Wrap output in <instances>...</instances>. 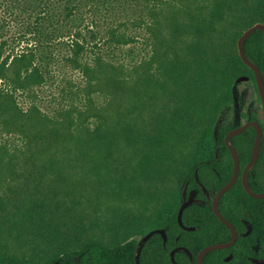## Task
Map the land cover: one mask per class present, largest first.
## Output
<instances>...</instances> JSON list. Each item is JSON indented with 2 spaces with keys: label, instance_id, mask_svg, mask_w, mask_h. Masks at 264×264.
<instances>
[{
  "label": "trees",
  "instance_id": "trees-1",
  "mask_svg": "<svg viewBox=\"0 0 264 264\" xmlns=\"http://www.w3.org/2000/svg\"><path fill=\"white\" fill-rule=\"evenodd\" d=\"M0 8L9 18L0 15V130L22 141L13 150L0 147V264H36L9 243L18 244L32 230L57 249L41 264H197L204 248L229 242L232 231L216 215L213 200L234 174L225 139L238 125V81L247 77L258 93L238 40L251 26L264 24V0H0ZM89 12L93 22L85 25ZM128 15L149 33L153 49L150 59L132 66L107 58L103 49L114 53L132 41L120 32L128 21L108 29L101 25ZM11 21L25 29L20 37L27 44L6 54ZM101 31L107 38L98 37ZM64 37L68 52L60 56L56 40ZM89 52L95 53L92 62ZM245 52L264 77L262 30L247 39ZM61 64L84 76L86 108L59 109L55 115L35 104L24 109L21 95L36 99L48 71ZM97 95L104 104L97 105ZM262 110V116L251 111L246 121H258L264 133ZM255 139L253 127L231 139L241 173L219 202L239 238L209 252L203 264L264 260V198L249 195L242 181ZM249 181L254 192H264V135ZM59 190L66 205L72 203L65 212L71 228H59L63 221L51 215L60 208L53 205L61 204ZM109 197L125 204L129 217L107 223L111 243L81 242L75 226L82 202ZM190 197L196 201L185 209L181 225L179 210ZM155 229H164L166 238L154 234L138 254L140 240ZM75 238L80 242L65 248ZM177 248L184 249L175 253L174 263L171 252Z\"/></svg>",
  "mask_w": 264,
  "mask_h": 264
},
{
  "label": "rangeland",
  "instance_id": "rangeland-1",
  "mask_svg": "<svg viewBox=\"0 0 264 264\" xmlns=\"http://www.w3.org/2000/svg\"><path fill=\"white\" fill-rule=\"evenodd\" d=\"M137 2V1H136ZM135 4V2H134ZM139 11V10H137ZM88 15L84 14L85 19V25L90 24V22H93L91 20V13H87ZM134 14V13H132ZM139 14V13H138ZM0 15L5 16V18L9 19L1 10L0 8ZM132 15H128L126 17H123L116 21L115 19H106L101 20V25L105 26V28L108 29V27H116V25L119 22H124L125 20L128 21L125 25L120 27V32L125 34L128 37H131V40L129 44L124 45L122 49H116L114 50V53L116 54L122 50V53L116 56L111 50L114 48H103L104 49V55L109 59H115L118 61H122L124 64L132 66L135 61L138 60H148L152 57V40L149 35V33L146 34V31L143 28L137 27L136 25H133L134 22L131 20ZM136 21H139L136 19ZM8 35L6 38H11V41L9 42V46L6 48L8 52H10L11 49H15V52L18 53L22 50V48L27 44L26 39L21 38V36L24 35L25 29L15 22H9L8 23ZM87 30V29H85ZM101 35H99V38H107V35H104L105 32L101 31ZM30 37V35H29ZM32 37V36H31ZM68 37L61 38L60 40H56V48L58 49V53L60 56H64L68 52V47L66 46V42L68 41ZM66 43V44H65ZM68 45V44H67ZM227 49H230L227 47ZM108 52V53H107ZM95 53L89 52L87 56V60L92 62L94 58ZM64 64H61L60 67H56L55 71L52 72L51 75H49V71L47 73V82L41 87H38L35 92L37 94V98L34 100L28 99L26 95H21L20 103L23 106L24 109H28L31 107V105L35 104L37 105L42 112H44L47 115H55V113L59 109H71L73 106H77L78 108L85 109L86 103L89 102V99L86 97L85 93V78L81 74L80 71L74 70L70 67H64ZM49 78L51 79L49 82ZM1 86H4V83H0ZM236 96L238 100L237 104V110L236 114H238V123L244 124L246 123V118L251 114V111L257 110L262 116L263 113V106L259 103V94L255 91V87L253 86L252 82L247 77H242L237 84L236 87ZM88 101V102H87ZM97 105H102L105 102V98L102 96H98L96 98ZM94 121H91V125H93ZM21 139L15 137V136H9L4 134L0 130V147L3 144H6L9 146L10 150H13L16 148L15 145L21 146L22 144ZM132 173H135V171H131ZM83 175V174H81ZM82 185V184H81ZM83 188V186H82ZM88 191H91L92 188L89 186L87 188ZM145 191H143L144 193ZM147 192V191H146ZM88 193V192H87ZM142 193V194H143ZM147 194V193H146ZM145 194V195H146ZM57 195L60 197L61 204H53V205H59V209H52V216L55 214H58V217L63 221L62 224L59 225V228H63L66 224L69 228H71L70 223L72 220H69L72 218L70 215H65L66 207L71 205H66V202L64 200L63 191L59 190L57 192ZM144 195H141L143 197ZM144 198H142L143 200ZM86 202V200H84ZM120 204V202L117 199L110 198L106 201H101V203L93 204L92 201L86 203L82 202V206L78 209L76 215L80 218L79 221H77L75 228L77 231H80V237L81 242H86L90 239H98L105 241L106 243H111L112 239L108 236H111L110 230L108 227V222L112 218H119V217H129L128 215L125 216L123 213V207ZM95 206H97L99 209H95ZM127 208H131L132 206L129 205V207L126 205ZM133 209V207H132ZM122 210V211H119ZM62 214V216H60ZM82 214V215H81ZM141 214V213H139ZM138 214V215H139ZM148 215H151V212L148 211ZM82 228V229H81ZM105 232V233H103ZM66 233L72 234V231H67ZM106 234V235H104ZM108 235V236H107ZM122 238L125 237L124 235L121 236ZM121 238V239H122ZM80 242L79 239H72L70 242H67L64 244V246H68L65 248H74L75 244H78ZM11 244V247L14 249V251L17 250H23L25 254L28 256H32L36 258L38 261H36V264H41L40 261L44 260L47 255H51V258L55 255V252L57 249H55L54 245H51L50 242L48 243L46 239H43L42 237L38 236L37 230H32L30 233H25V236L21 238L20 242L18 244H14V241L9 242ZM14 244V246L12 245ZM74 244V245H73Z\"/></svg>",
  "mask_w": 264,
  "mask_h": 264
},
{
  "label": "water",
  "instance_id": "water-1",
  "mask_svg": "<svg viewBox=\"0 0 264 264\" xmlns=\"http://www.w3.org/2000/svg\"><path fill=\"white\" fill-rule=\"evenodd\" d=\"M257 30H262L264 32V24L263 23H256L255 25L251 26L246 31H244V33L240 36V38L238 40V52L240 54L242 61L250 69H252L255 73L256 81H257V87H258L259 94H260L262 104H263V108H264V77H263V74L261 72V69L248 58V56L245 52V43H246L247 39ZM249 127L255 128L256 139H255L254 148H253V155H252L250 162L247 164V166L245 167V169L243 171L242 181H243L244 188L249 195H251L252 197L257 198V199H263L264 198V192L263 193L254 192L251 188L250 181H249V172L252 169V167L256 164V162L258 161L260 154H261L262 139H263V135H264L261 124L258 121L251 120V121H248L247 123L243 124L242 126H238V127L234 128L226 136L225 141H226L228 148L231 150V154H232L234 164H235L234 174H233L231 180L216 194V196L214 197V200H213V209H214L216 215L219 217V219L228 228L231 229L232 239L226 243L212 244V245L204 248L198 255L197 264H203V260L209 252H211L213 250H218V249H227V248L231 247L232 245H234L235 242L239 238V233L236 230L235 226L229 220H227L224 217V215L221 213L220 208H219V202H220L222 196L235 185V183L237 182V180L240 176V173H241V162H240L239 153H238L237 148L231 143V139L234 136L243 133ZM195 201L196 200L194 198H190L182 204V206L179 210V214H178V220H179V223L181 225H183V213H184L185 209L187 207H189L191 204H193ZM156 233H161V234L165 235V230H163V229L154 230V231L149 232L146 236H144L141 239V241L139 242L138 254H140L144 244ZM249 233H250V231L247 234H249ZM181 249H184V248H177L176 250L172 251L173 260H174L175 253ZM138 259H139V256H138Z\"/></svg>",
  "mask_w": 264,
  "mask_h": 264
},
{
  "label": "flooded vegetation",
  "instance_id": "flooded-vegetation-1",
  "mask_svg": "<svg viewBox=\"0 0 264 264\" xmlns=\"http://www.w3.org/2000/svg\"><path fill=\"white\" fill-rule=\"evenodd\" d=\"M258 93H259V90H258ZM260 95V94H259ZM238 99V98H237ZM236 99V102H237V104H238V100ZM262 101V100H261ZM262 106H263V104H262ZM250 115V114H249ZM248 121H251V120H248ZM248 121H246V123L248 122ZM256 121V120H255ZM245 124V123H244ZM243 124H239L238 123V125L236 126V127H238V126H242ZM245 132V131H244ZM190 198H193V197H190ZM190 198H188V199H190ZM187 199V200H188ZM195 199V198H194ZM186 201V200H185ZM195 203V202H194ZM155 230H160V229H155ZM164 230V229H163ZM154 231V230H153ZM158 234H161V233H158ZM161 235H163V234H161ZM164 236V238H166V233H165V235H163ZM141 241V240H140ZM176 250V249H175ZM174 251V250H173ZM171 256H172V252H171ZM172 260H173V258H172ZM173 262L175 263V260H173ZM239 264H245V263H239ZM252 264H264V260H257V259H253L252 260Z\"/></svg>",
  "mask_w": 264,
  "mask_h": 264
}]
</instances>
